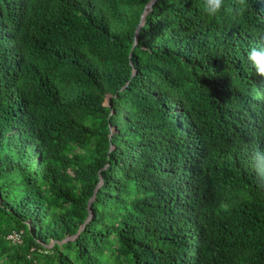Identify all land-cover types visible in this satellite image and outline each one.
Segmentation results:
<instances>
[{
  "label": "trees",
  "instance_id": "trees-1",
  "mask_svg": "<svg viewBox=\"0 0 264 264\" xmlns=\"http://www.w3.org/2000/svg\"><path fill=\"white\" fill-rule=\"evenodd\" d=\"M201 3L0 0V264H264V0Z\"/></svg>",
  "mask_w": 264,
  "mask_h": 264
},
{
  "label": "clouds",
  "instance_id": "clouds-1",
  "mask_svg": "<svg viewBox=\"0 0 264 264\" xmlns=\"http://www.w3.org/2000/svg\"><path fill=\"white\" fill-rule=\"evenodd\" d=\"M224 2L225 0H202L201 11L206 17L215 19L221 12ZM250 8V0H233L232 11L238 18L243 17ZM247 60L254 67L257 75L264 76V46L251 47L247 53ZM252 168L259 183L264 186V151H253Z\"/></svg>",
  "mask_w": 264,
  "mask_h": 264
},
{
  "label": "water",
  "instance_id": "water-1",
  "mask_svg": "<svg viewBox=\"0 0 264 264\" xmlns=\"http://www.w3.org/2000/svg\"><path fill=\"white\" fill-rule=\"evenodd\" d=\"M150 6H151V2H149V3L146 5V8H149ZM145 11H146V10H145ZM145 11L143 12L142 17H143V15H144Z\"/></svg>",
  "mask_w": 264,
  "mask_h": 264
}]
</instances>
